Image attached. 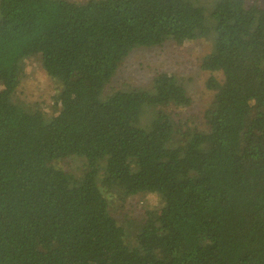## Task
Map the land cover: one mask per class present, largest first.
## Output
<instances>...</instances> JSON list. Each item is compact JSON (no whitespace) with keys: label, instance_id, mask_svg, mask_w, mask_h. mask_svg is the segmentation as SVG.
Returning a JSON list of instances; mask_svg holds the SVG:
<instances>
[{"label":"trees","instance_id":"16d2710c","mask_svg":"<svg viewBox=\"0 0 264 264\" xmlns=\"http://www.w3.org/2000/svg\"><path fill=\"white\" fill-rule=\"evenodd\" d=\"M263 1L0 0V264H264ZM200 40L204 118L174 72L111 87ZM33 59L50 103L18 95Z\"/></svg>","mask_w":264,"mask_h":264},{"label":"rangeland","instance_id":"374dc122","mask_svg":"<svg viewBox=\"0 0 264 264\" xmlns=\"http://www.w3.org/2000/svg\"><path fill=\"white\" fill-rule=\"evenodd\" d=\"M70 1L85 2L87 0ZM212 47L211 41L200 40L187 45L168 42L163 47L135 50L124 67L113 74L111 87H120L123 82L129 80L135 85L144 87L148 85L152 88L154 81L151 78L157 71L174 72L184 78L193 97L194 103L188 112L204 118L213 102L214 92L206 88V81L210 72L199 68L198 63L203 56L211 51ZM27 71V74L22 77L18 84V95L29 102L45 101L50 103L53 93L57 92L54 81L58 82V80L47 75L41 63L36 59L31 61ZM70 165H72L70 166L71 170H77L79 167L82 168L84 164L80 160H75ZM143 205L144 202L135 199L131 201L128 207L134 212L133 215L138 216L143 212Z\"/></svg>","mask_w":264,"mask_h":264}]
</instances>
